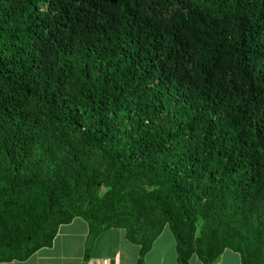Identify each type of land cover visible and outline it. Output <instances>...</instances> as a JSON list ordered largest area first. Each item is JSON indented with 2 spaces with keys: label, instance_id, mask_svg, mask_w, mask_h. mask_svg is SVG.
<instances>
[{
  "label": "trees",
  "instance_id": "trees-1",
  "mask_svg": "<svg viewBox=\"0 0 264 264\" xmlns=\"http://www.w3.org/2000/svg\"><path fill=\"white\" fill-rule=\"evenodd\" d=\"M75 218L264 264V0H0V263Z\"/></svg>",
  "mask_w": 264,
  "mask_h": 264
},
{
  "label": "crops",
  "instance_id": "crops-1",
  "mask_svg": "<svg viewBox=\"0 0 264 264\" xmlns=\"http://www.w3.org/2000/svg\"><path fill=\"white\" fill-rule=\"evenodd\" d=\"M165 226L160 235L153 241L149 252L140 259L138 251L133 254L130 262L137 264H176L175 245L173 240L169 244H159L165 233ZM88 233L87 224L81 218H75L67 225H61L50 248L36 251L24 261H12L0 264H83L85 241ZM126 236L122 229H110L98 235L93 242L92 251L87 264H122V250L125 248ZM134 245V244H133ZM123 246V247H122ZM136 247V245H135ZM171 250V261L168 263L167 251ZM192 256L189 264L194 262ZM196 264H201L199 261ZM215 264H240L239 256L225 250Z\"/></svg>",
  "mask_w": 264,
  "mask_h": 264
},
{
  "label": "rangeland",
  "instance_id": "rangeland-1",
  "mask_svg": "<svg viewBox=\"0 0 264 264\" xmlns=\"http://www.w3.org/2000/svg\"><path fill=\"white\" fill-rule=\"evenodd\" d=\"M171 239L173 240V243H174L175 241H174V238L172 236V233L170 232V230L167 227V228H165V233H164L163 237L160 239L159 244H169ZM174 245H175V243H174ZM92 247H93V243L91 245L90 251H92ZM137 251H138L137 246L135 247V245H133L132 243H130L126 239L125 248H124V250H122L123 254H122V260H121L122 262L121 263L122 264H131L132 262H130V261L133 257V254ZM148 252H149V250H148ZM231 252H233V251H231ZM167 258L168 259H166V260H168V263H169L171 261V250L167 251ZM192 260H194V262H192L191 264H196L195 262H198V259L196 257H193ZM174 263H176V259H175ZM165 264H166V261H165Z\"/></svg>",
  "mask_w": 264,
  "mask_h": 264
}]
</instances>
